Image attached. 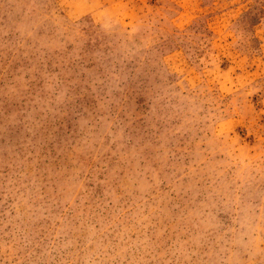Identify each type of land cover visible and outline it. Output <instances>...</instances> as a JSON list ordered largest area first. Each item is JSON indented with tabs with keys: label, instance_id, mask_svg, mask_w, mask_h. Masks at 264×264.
Listing matches in <instances>:
<instances>
[{
	"label": "rangeland",
	"instance_id": "rangeland-1",
	"mask_svg": "<svg viewBox=\"0 0 264 264\" xmlns=\"http://www.w3.org/2000/svg\"><path fill=\"white\" fill-rule=\"evenodd\" d=\"M0 264H264V0H0Z\"/></svg>",
	"mask_w": 264,
	"mask_h": 264
}]
</instances>
